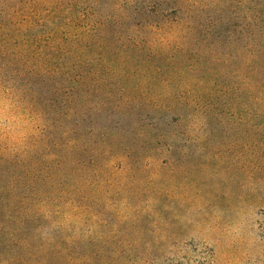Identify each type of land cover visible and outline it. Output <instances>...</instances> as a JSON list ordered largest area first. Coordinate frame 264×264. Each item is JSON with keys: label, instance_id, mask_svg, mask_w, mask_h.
Here are the masks:
<instances>
[{"label": "rangeland", "instance_id": "obj_1", "mask_svg": "<svg viewBox=\"0 0 264 264\" xmlns=\"http://www.w3.org/2000/svg\"><path fill=\"white\" fill-rule=\"evenodd\" d=\"M230 4L239 36L232 68L249 74L248 63L264 66V37H256L261 27L253 19L264 0H0V171L38 186L35 173L71 172L80 161L74 198L36 201L41 241L65 229L146 254L131 264H264V150L256 146L264 143V124L205 112L182 123L185 135L167 153L143 147L132 131L138 108L126 104L130 93L148 90H217L194 81L202 72L179 77L181 64H171L183 47L207 58L203 32L188 33L186 20L203 18V7L219 19L232 14ZM103 59L113 65L101 67ZM85 62L100 69L87 82L91 95L78 83ZM262 66L253 78H264ZM214 69L219 90L240 85L239 75ZM230 101L222 104L227 117ZM83 105L86 126L102 117L97 123L108 128L87 136ZM37 241L0 231V264H77Z\"/></svg>", "mask_w": 264, "mask_h": 264}, {"label": "trees", "instance_id": "obj_2", "mask_svg": "<svg viewBox=\"0 0 264 264\" xmlns=\"http://www.w3.org/2000/svg\"><path fill=\"white\" fill-rule=\"evenodd\" d=\"M195 6L190 5L185 9L190 10V15H193ZM232 6L230 4L232 14L226 13L224 15L221 13L223 16L220 15L222 17L219 19L210 18L203 7L200 9L203 18L192 17L186 20L192 24L188 33L197 31L201 34L203 32L204 36L199 37V39H203L209 47L207 58L199 60L198 55L195 58L192 51L187 53L186 48L183 47L181 52L185 54L180 56L183 58H178L171 64V66L181 64L182 70L179 71L181 72L179 77L189 71L202 72L201 75L193 77L194 81L209 83L217 90L213 89L211 92L205 89L199 92L195 91L194 88L186 91L177 88L163 92L148 90L138 94L130 93L129 101L126 104L132 105L134 103L138 108V111L131 112L136 117L135 124L137 125L132 131L136 135L135 137L137 135L142 136L144 148L172 153L177 148L176 139L185 135V131L181 129L182 123H188L193 118H201V114L206 115L205 112L210 113L212 119L217 121L231 118L241 124H264V78H253V73L262 65L253 66L248 63L249 74L241 73L238 66L232 68V65H235L236 61L238 62L237 44L239 43ZM178 11H182V8H178ZM253 19L256 21L255 25L261 27L256 29V37H264V9H259ZM187 61L190 62L187 63ZM100 63H102L101 67L104 68L106 65H109L108 67L113 65L112 61H106V59ZM92 65L93 63L85 62L82 65L83 72L78 79V83L83 87V93L87 95H91L87 82L89 80L95 81L100 75V69L92 68ZM216 65L229 69L228 72H225L229 78H235L239 75L240 85H235L232 88L223 86L224 90H219L217 88L219 79H217V73L214 69ZM154 69L157 73L162 74L160 66L155 65ZM101 82H106L105 77H102ZM96 91L98 90H92V93ZM229 100L231 101L228 104L233 108H229V110L232 109V113L227 117V114L222 115V104ZM81 102H84V95L81 97ZM104 104L106 105L107 102L105 101ZM84 106H82V124L86 126L84 123L87 121V116L90 115V110ZM203 107L206 110L200 111ZM233 109H235L234 112ZM96 114L101 116L98 108ZM99 120H102V117L96 121H91L90 125L86 126L85 133L87 136H94L98 131H102V128H108L105 124H98L97 121ZM114 126L120 128L121 124L116 121ZM256 146L262 147L264 150V143H259ZM79 162V160L74 161L75 164L71 172L61 171L62 169L57 167L60 169V174L42 175L40 172L35 173V177L40 181L38 186L27 185L20 181L21 178L18 174L6 175L5 170H2V173L0 171V231L11 235H30L33 239H38L33 244L36 247L48 246L59 249L56 251L58 257L62 256L67 261H74L77 264H131L134 256L146 255L143 252L128 253L122 249L112 248L107 238L99 240L80 234L79 236L72 235L65 229L53 230L46 242L41 241L40 237L45 224L41 221L44 216L36 201L42 195L49 196L51 194H53L51 197H55V199H60L62 196L69 199L74 198L81 187L80 173L77 170ZM7 172L9 173V171ZM87 181L85 180V182Z\"/></svg>", "mask_w": 264, "mask_h": 264}]
</instances>
